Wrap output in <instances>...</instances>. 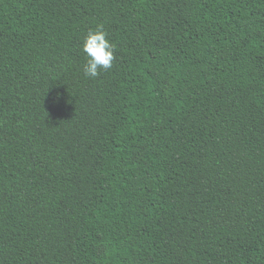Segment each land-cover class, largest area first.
Returning <instances> with one entry per match:
<instances>
[{
  "label": "trees",
  "instance_id": "1",
  "mask_svg": "<svg viewBox=\"0 0 264 264\" xmlns=\"http://www.w3.org/2000/svg\"><path fill=\"white\" fill-rule=\"evenodd\" d=\"M0 264H264V0H0Z\"/></svg>",
  "mask_w": 264,
  "mask_h": 264
},
{
  "label": "clouds",
  "instance_id": "2",
  "mask_svg": "<svg viewBox=\"0 0 264 264\" xmlns=\"http://www.w3.org/2000/svg\"><path fill=\"white\" fill-rule=\"evenodd\" d=\"M108 34L102 25L89 30L82 41V50L86 56L83 65L84 75L96 78L101 71H107L113 65L114 44L107 38Z\"/></svg>",
  "mask_w": 264,
  "mask_h": 264
}]
</instances>
